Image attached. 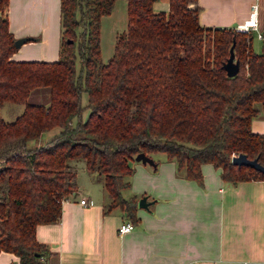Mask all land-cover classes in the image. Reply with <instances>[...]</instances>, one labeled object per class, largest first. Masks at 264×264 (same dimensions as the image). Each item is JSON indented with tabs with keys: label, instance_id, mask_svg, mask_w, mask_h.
I'll return each instance as SVG.
<instances>
[{
	"label": "trees",
	"instance_id": "trees-1",
	"mask_svg": "<svg viewBox=\"0 0 264 264\" xmlns=\"http://www.w3.org/2000/svg\"><path fill=\"white\" fill-rule=\"evenodd\" d=\"M124 1L125 27L101 62L100 17L114 0H59L52 61L10 58L16 47L7 0H0V105L22 104L13 119L0 117V250L18 264H46L49 252L34 228L56 221L75 190L71 158H81L101 183L103 212L117 208L132 223L137 197L121 190L138 151L163 153L176 174L197 182L202 162L229 183L264 179L230 161L243 153L264 166V133L250 128L264 112V22L254 51L251 31L200 25L196 0H167L166 11H154L155 0ZM232 40L238 69L227 76L221 63ZM36 90L45 99L27 101ZM53 127L59 129L44 143L28 145Z\"/></svg>",
	"mask_w": 264,
	"mask_h": 264
},
{
	"label": "crops",
	"instance_id": "crops-1",
	"mask_svg": "<svg viewBox=\"0 0 264 264\" xmlns=\"http://www.w3.org/2000/svg\"><path fill=\"white\" fill-rule=\"evenodd\" d=\"M196 2L204 27L235 28L252 16L253 2L259 28L264 22V0ZM6 15L14 38L28 36L11 59H56L59 0H7ZM250 128L264 133V113L251 119ZM160 153L150 154L154 167L131 162L121 194L144 195L148 204L136 207L137 221L124 232L117 228L128 220L119 209L103 212L101 183L75 172L76 188L61 201L59 218L34 228L35 239L49 252L46 264H264V179L229 183L218 167L202 162L197 182L176 174L174 162ZM81 197L85 204L78 202ZM15 261L12 252L0 250V264Z\"/></svg>",
	"mask_w": 264,
	"mask_h": 264
},
{
	"label": "rangeland",
	"instance_id": "rangeland-1",
	"mask_svg": "<svg viewBox=\"0 0 264 264\" xmlns=\"http://www.w3.org/2000/svg\"><path fill=\"white\" fill-rule=\"evenodd\" d=\"M154 11L167 9V0H155L152 5ZM125 27V1L124 0H114L112 8L108 14L102 15L100 17L99 23V47H100V61L105 62L112 53L113 41L115 39L116 33L123 30ZM251 46L254 51L260 50V41L255 37L253 33ZM39 91V90H38ZM37 90L30 92L27 97V101H43L45 99L44 94H40ZM39 93V94H38ZM80 101L82 104L86 102V93L82 92L80 96ZM255 106H258V102H254ZM22 110V104L12 103L4 101L0 105V117L6 121L11 120ZM87 113V109L81 112V116L84 118ZM264 113V112H262ZM58 127H53L48 131L43 132L35 141H29L28 145H40L44 143L48 138L54 135L58 131ZM158 153V152H157ZM162 154V153H160ZM134 160V159H133ZM133 162V161H132ZM69 163L73 166L74 171L81 178L84 175L91 176V173L86 171L83 166V160L81 158H71ZM87 178V177H84ZM124 190V189H123ZM123 192V191H122Z\"/></svg>",
	"mask_w": 264,
	"mask_h": 264
},
{
	"label": "water",
	"instance_id": "water-1",
	"mask_svg": "<svg viewBox=\"0 0 264 264\" xmlns=\"http://www.w3.org/2000/svg\"><path fill=\"white\" fill-rule=\"evenodd\" d=\"M27 39H28V36L16 37L14 38L13 43L15 47H17L19 46V44H21L23 41ZM66 41H70V40L66 39ZM232 45H233V40L231 41V44L228 47V54L226 58L221 63L225 71V74L227 76H231L235 74L238 69V61L236 58L233 57ZM133 159L140 161V162L148 163L152 166L154 165L153 159L149 155L145 154L143 151L136 152L133 156ZM230 161L234 164H244V165L251 166L259 170L260 172H262V174L264 175V166L258 163L255 158H247L245 154L243 153L232 155L230 158ZM147 204H148V201L146 200V196L143 195L137 199L136 205L138 207H146Z\"/></svg>",
	"mask_w": 264,
	"mask_h": 264
},
{
	"label": "built area",
	"instance_id": "built-area-1",
	"mask_svg": "<svg viewBox=\"0 0 264 264\" xmlns=\"http://www.w3.org/2000/svg\"><path fill=\"white\" fill-rule=\"evenodd\" d=\"M257 3L253 2L250 4V9L252 12V16L244 19L241 23L237 24L235 29L241 32H249L251 30H254L256 33V37L260 38L261 37V33H260V29H259V25L257 22ZM78 202L80 204H85L86 203V199L84 197H81L78 199ZM132 227V224L130 221H125L121 224H119L117 230L118 232H124V231H128L130 228ZM15 264H18L17 261L14 262Z\"/></svg>",
	"mask_w": 264,
	"mask_h": 264
}]
</instances>
